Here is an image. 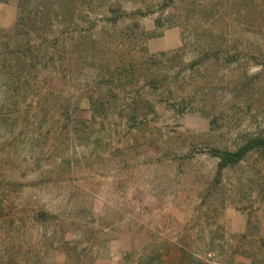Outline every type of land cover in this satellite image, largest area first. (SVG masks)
Segmentation results:
<instances>
[{"label":"rangeland","instance_id":"1","mask_svg":"<svg viewBox=\"0 0 264 264\" xmlns=\"http://www.w3.org/2000/svg\"><path fill=\"white\" fill-rule=\"evenodd\" d=\"M0 264H264V0H0Z\"/></svg>","mask_w":264,"mask_h":264},{"label":"trees","instance_id":"2","mask_svg":"<svg viewBox=\"0 0 264 264\" xmlns=\"http://www.w3.org/2000/svg\"><path fill=\"white\" fill-rule=\"evenodd\" d=\"M55 10H56V8L51 6V4H49V5L44 4L43 6H41L40 11H38V13L43 18V21H44V18H47V17L51 18L52 15H55V12H54ZM61 19H63V17ZM242 155H243V152L239 151V152L230 154L229 156L226 157V159L227 160L230 159V161H233V162L236 161L237 162L238 159H240Z\"/></svg>","mask_w":264,"mask_h":264}]
</instances>
